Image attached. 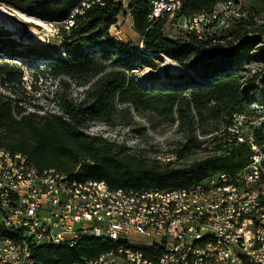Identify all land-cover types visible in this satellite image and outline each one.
<instances>
[{"label":"trees","instance_id":"trees-1","mask_svg":"<svg viewBox=\"0 0 264 264\" xmlns=\"http://www.w3.org/2000/svg\"><path fill=\"white\" fill-rule=\"evenodd\" d=\"M221 1L225 0H180L178 17L209 12ZM247 1L251 5L247 17L223 32L220 43L210 44L180 32L165 37V20L149 19V0H132L126 8L115 0H0V5L55 25L63 49V55L55 56L48 45H23L0 29V57L48 61L47 75L60 87L71 81L85 88L80 100L62 98L59 113L26 112L0 94V149L25 155L38 172L76 171L80 179L104 182L111 190L170 191L219 173L235 174L249 163L252 153L247 141L239 142V134L230 131L233 116L245 113L250 87L242 64L246 52L264 39V26H258L253 15L264 11V0ZM127 11L133 30L141 37V49L110 33ZM161 57L191 75L185 86L147 88L129 75L135 62L148 67ZM0 69L1 77L8 75L5 65ZM148 104L160 114L177 116L183 137L175 143L176 161L150 159L83 132L86 121L106 122L117 105L137 108ZM251 134L264 152V131L255 127ZM198 152L204 157L183 161V155ZM2 237L19 239L0 225ZM118 245L82 236L72 248L40 246L31 248L30 254L36 264H82L116 252ZM142 252L151 260L160 255L158 248H143Z\"/></svg>","mask_w":264,"mask_h":264},{"label":"built area","instance_id":"built-area-1","mask_svg":"<svg viewBox=\"0 0 264 264\" xmlns=\"http://www.w3.org/2000/svg\"><path fill=\"white\" fill-rule=\"evenodd\" d=\"M149 2L165 37L180 32L210 44L251 9L247 0H225L178 17L180 0ZM246 141L252 153L240 171L170 191L111 190L76 171L38 172L25 155L0 149V225L19 235L0 238V264H36L31 248H72L82 236L119 244L82 264H264V152ZM143 248L160 255L151 260Z\"/></svg>","mask_w":264,"mask_h":264},{"label":"rangeland","instance_id":"rangeland-1","mask_svg":"<svg viewBox=\"0 0 264 264\" xmlns=\"http://www.w3.org/2000/svg\"><path fill=\"white\" fill-rule=\"evenodd\" d=\"M132 0H124L123 8ZM14 14L17 12L25 17L34 18L29 13H20L12 7L0 5V9ZM1 11V10H0ZM255 16L256 24L264 26V11ZM123 15L119 18L122 19ZM19 23V36L14 38V34L8 30L12 39L23 45H48L55 51V56L63 55L62 41L57 35L58 29L55 25L46 23L45 27L37 24L19 20L16 16L11 17ZM125 19V18H124ZM129 23L120 21L122 30L117 36L124 35L125 40H130ZM124 30V31H123ZM253 34V33H251ZM23 36L31 39H37L38 43L23 42ZM133 46L141 49L142 45L137 43V37L133 38ZM36 41V42H37ZM259 46H264V39L257 40L248 50L247 59L242 64L244 67L243 75L245 81L248 80L249 91L246 97L245 113L235 115L231 131L238 133L239 137L247 140L252 136L253 128H259L264 131V50L259 51ZM264 48V47H262ZM230 56L229 52H225ZM262 55V56H260ZM170 60V59H169ZM171 61V60H170ZM173 62V61H171ZM175 63V62H173ZM5 65L8 75L0 76V94L8 96L10 102L17 103L26 112L59 113L62 105V98L77 101L83 98L85 88L76 86L71 81H65L66 85L60 87L57 80L47 75L48 61L41 59L9 58L0 57V68ZM166 60L161 57L160 60H153L151 66L134 63V69L129 73L135 82L140 86L152 87H183L187 83L190 74L181 66L183 73L175 76L169 73ZM1 72V69H0ZM19 80L15 84L12 81ZM198 82V81H197ZM84 133L92 137H101L108 141L130 148L132 151L140 152L150 159L160 161L173 160L175 157V143L183 137V131L177 128V116L160 114L149 104L134 108L132 106H115L112 115L106 122L95 119L86 121L83 129ZM204 157L201 152L183 155V161L198 160ZM179 162V161H178ZM133 244H143L144 241L133 238Z\"/></svg>","mask_w":264,"mask_h":264},{"label":"bare ground","instance_id":"bare-ground-1","mask_svg":"<svg viewBox=\"0 0 264 264\" xmlns=\"http://www.w3.org/2000/svg\"><path fill=\"white\" fill-rule=\"evenodd\" d=\"M0 28H3L5 30H8L10 32H12L14 34V38L19 36V23L17 21H14L11 17L12 16H16L19 20L25 21V22H30V23H34L37 24L41 27H45L44 22H42L41 20L36 21L32 18L29 17H25L23 14H19L17 12H14V14H11L9 12H7L4 9H0ZM37 39H31L27 36H23V42L26 43H38ZM164 59L166 60V65L169 69V73L171 75H175L178 76L180 74L183 73L182 69L176 64L171 62L169 59H167L166 57H164Z\"/></svg>","mask_w":264,"mask_h":264},{"label":"crops","instance_id":"crops-1","mask_svg":"<svg viewBox=\"0 0 264 264\" xmlns=\"http://www.w3.org/2000/svg\"><path fill=\"white\" fill-rule=\"evenodd\" d=\"M123 1L124 0H115V2H117V3L121 4V5L124 4ZM121 20H124V23H129V25H130V29H126V28L124 29L125 31L130 30V33L131 34H128L130 36V38H131L130 40H125L124 39V35L117 36V35H119V33H122V30H117V28H120V21ZM115 30H117V34L115 33ZM110 33H111L112 36H114L120 42H123L125 44H131V45H133V43H132L134 41L133 38L137 37V43H140V45H142V43H141V37L133 30L132 19H131L130 14H129L128 11L126 12V14L123 15L122 19H120L118 17L116 25H114V26H112L110 28Z\"/></svg>","mask_w":264,"mask_h":264}]
</instances>
